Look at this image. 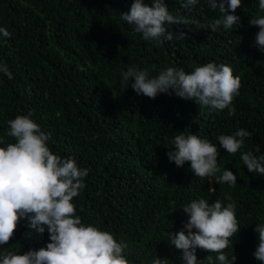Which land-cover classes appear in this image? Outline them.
I'll return each instance as SVG.
<instances>
[{"label":"trees","instance_id":"trees-1","mask_svg":"<svg viewBox=\"0 0 264 264\" xmlns=\"http://www.w3.org/2000/svg\"><path fill=\"white\" fill-rule=\"evenodd\" d=\"M165 2L171 14L191 22L171 28L187 33L185 39L157 46L120 19L132 0H0V27L12 33L0 40V64L13 76L9 80L0 73V138L15 142L7 135V122L32 112L49 134L53 154L73 156L89 170L86 186L72 201L76 215L127 243L133 264L156 255L168 264H183L168 235L187 221L182 208L200 198L235 204L240 231L225 249L229 260L235 254V264H264L253 255L254 229L264 223V176L249 172L241 159L245 151L264 155V53L254 46L258 27L249 25L260 13L258 0H242L235 12L239 24L216 32L204 28L220 15L206 0L190 13L181 0ZM208 62L229 65L241 79L233 116L227 109H199L174 93L155 99L137 95L131 81L122 83L130 66L155 76L167 67L190 73ZM239 128L251 135L240 151L228 154L217 137ZM179 134H196L217 145V175L231 170L236 185L196 177L190 162L182 167L170 162L167 152ZM48 242L47 231L26 227L21 219L3 247L23 254ZM196 254L198 260L208 255L199 249Z\"/></svg>","mask_w":264,"mask_h":264},{"label":"clouds","instance_id":"clouds-1","mask_svg":"<svg viewBox=\"0 0 264 264\" xmlns=\"http://www.w3.org/2000/svg\"><path fill=\"white\" fill-rule=\"evenodd\" d=\"M200 0H181V7L191 12ZM208 7L219 12V17L204 28L216 32L238 25L240 17L235 15L242 0H206ZM260 13L249 20L250 26L258 27L254 46L264 53V0H258ZM120 19L134 26L146 41H155L159 46L165 41L183 40L187 33L173 32L174 25L187 26L191 21L185 16L173 15L165 0H132L129 11L121 13ZM7 28L0 27V40L10 38ZM0 73L9 80L12 73L5 64H0ZM131 81V88L137 95L155 99L160 93H173L183 99L192 100L199 109L223 111L235 115L233 100L240 94L241 79L233 74L227 64L208 62L195 67L190 73L183 68L167 67L155 76H149L147 69L138 70L130 66L122 72V83ZM28 115H17L9 120L7 135L15 142L5 144L0 138V264H133L127 253L128 244L117 241L113 234L102 231L91 224L85 225L76 215L72 203L86 185L84 178L89 170L78 166L75 157L62 158L53 154L48 146L49 134ZM251 135L239 128L234 133L217 137L219 147L235 155L242 149L245 138ZM174 145L167 152L170 162L182 167L190 162V170L209 182L227 183L235 186L237 176L227 168L221 175L218 167L217 145L196 134L176 135ZM259 151V148H257ZM241 159L251 173L264 176V155L252 151L241 153ZM215 188H209L214 192ZM231 201V197H225ZM188 219L183 228L170 232V245L182 252L183 264H235V254L229 260L225 249L230 238L240 231L236 218L235 204L225 206L217 199L212 203L200 198L182 208ZM21 219L25 226L39 233L47 231L49 241L46 247L29 249L18 254L7 245L15 234ZM255 233L258 245L253 253L255 259L264 262V223L257 224ZM207 252L198 260L197 250ZM215 254V255H212ZM140 264H168V259L157 255L150 260L142 259Z\"/></svg>","mask_w":264,"mask_h":264}]
</instances>
